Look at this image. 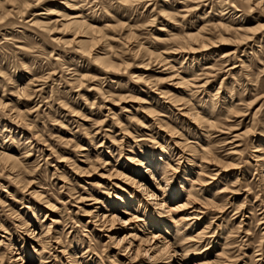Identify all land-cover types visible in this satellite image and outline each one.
Instances as JSON below:
<instances>
[{"label": "rangeland", "instance_id": "374dc122", "mask_svg": "<svg viewBox=\"0 0 264 264\" xmlns=\"http://www.w3.org/2000/svg\"><path fill=\"white\" fill-rule=\"evenodd\" d=\"M189 1L79 0L77 7L99 29L110 26L102 31L106 35L103 45L108 44L111 47V60L121 66L118 72L104 73V76L95 72L98 66L91 58L77 54V47L69 42L73 39V34L63 31V21L59 17V13L63 15L66 12L60 4L63 0L34 5L28 9L23 19L0 18V102L8 106L6 109L0 107V142L20 162L14 172L10 168L3 170L0 167V240L6 236L5 230L10 234L16 232L14 236L22 240L28 239V229L37 226V233L41 228V231L50 228L51 237L55 239L51 244L52 250L49 249L48 252L54 254L58 264H66V257L73 252L86 258L90 264H98L96 254L103 259L111 256L110 244L106 238L100 237L109 225L106 227L103 221L92 220L88 213L98 210L100 206L97 201L105 202L106 208L113 211L118 196L128 199L124 193L133 192L132 189L111 177L110 173L112 170H119L128 175L132 171L134 160L139 157L138 151L145 154L158 149L156 142H162V137L166 136L152 126L151 119L138 112V108L141 105L143 108L152 106L157 115L169 122L183 137L189 138L191 143L198 142L201 134H193V131L196 132L188 124V120L181 118L174 108H163L166 104L159 98L162 91L173 93L177 80L172 78V73L180 65L173 71L167 70L152 59L151 65L145 67L143 61L147 63V57L134 55L135 46L140 43L150 51L162 54V58H169L168 61H185L183 66L191 64L195 57V67H199L197 65L201 63L203 69L213 63L210 59L214 54L210 53L215 52L214 58L219 66L216 73L211 75L208 86L203 88L205 92L201 91L198 99L208 102L210 97L214 99L216 93H219V99L226 96L231 100L234 97L235 105L241 112L239 116L228 119L231 122L220 118L223 124L212 132L211 141L218 162L213 164L211 170L221 169L216 179L224 174L231 179L233 172L238 173L239 179H242V174L247 173L248 181L234 201L228 195L230 204L223 203V206H227L225 212L203 210V219L208 221V217L212 218L216 224L209 231L207 249L213 250L214 246L221 244L220 233L232 231L235 244L231 252L233 258L228 264H258L263 259L258 255L264 256V186L259 183L260 175L255 170L257 160L254 157L259 153H254V146L264 144V61L257 60L254 56L246 60L248 58L244 51H250V48H246L240 51L238 64L233 65L234 62H230L222 65L223 60L220 61L217 54L232 46H222L207 52H192L186 56L185 53L173 54L177 48L172 39L175 35L196 33L206 23L202 24L203 19L212 24L219 21L218 0H199L194 3ZM242 3L241 0L237 1L236 6L240 10L242 7L247 8ZM166 12L173 13L175 17L167 18ZM233 12L227 10L222 22H228L234 29L251 27L258 21L256 12L252 14L247 11L246 18L250 17L248 22H241L236 17L235 20L232 19ZM1 14L0 10V16ZM253 15L256 16L254 19ZM36 18L40 22L51 23L50 26L54 24L57 29L53 27V31L42 32L30 27L29 21ZM130 33L135 39H128ZM261 49L258 48V52ZM206 53L207 59L203 60ZM243 61L246 62L244 68ZM260 62L261 65L258 64ZM234 66L238 67L231 74L229 70ZM203 74L202 71L197 73L199 86L207 81ZM80 76H88L82 86L75 81ZM29 82L32 84L30 97L21 96L18 88H23ZM12 107L13 112L23 111L24 120H20L22 122L17 123L9 118ZM255 113L258 116V125L253 129ZM124 129L128 131L125 132ZM152 137L154 140L151 141ZM132 139L137 143L146 140L137 146ZM119 140L123 143L122 150L119 149ZM101 145L103 148L97 150ZM236 147H241L238 148L241 149V154L233 155ZM85 156L90 157V160L87 161ZM178 158L175 155L171 158L173 166L179 162ZM127 159L133 161L128 162ZM106 163L109 164L105 166ZM182 165H186L184 160ZM83 170L85 173L81 174ZM34 191L40 192L42 197L47 196L43 198L44 202L34 198ZM45 202L49 203L50 209ZM251 204L258 207L251 211ZM241 221L244 223L242 231L239 232L237 227ZM89 222L92 224H88ZM3 252H6L4 247L1 250ZM6 253L5 264H12V254ZM207 258L206 255L200 256L202 263ZM195 260L197 261L196 256Z\"/></svg>", "mask_w": 264, "mask_h": 264}, {"label": "bare ground", "instance_id": "6f19581e", "mask_svg": "<svg viewBox=\"0 0 264 264\" xmlns=\"http://www.w3.org/2000/svg\"><path fill=\"white\" fill-rule=\"evenodd\" d=\"M56 1L60 2L61 0H32V2L29 0H0V10L2 11V16H0V18L2 17L5 20L9 18L23 19L28 13V9L32 6H39ZM63 1L64 2H61L60 4H62L64 7L62 8L65 9L67 13L65 12L63 15L62 13H59V17H61L63 21V24L61 25L63 31L73 34V39L69 42L77 47V54L91 58V60L98 66V69L95 71L98 75L118 72L119 66L121 65H117L111 60L109 55L111 47L108 44L103 45L106 40V35L103 34L102 31L107 28L109 29L110 26H105L104 28L99 29L93 23L94 21L77 7L79 0ZM190 1L193 3L199 2V0ZM237 1L238 0H218L217 3L220 5V14L217 13L219 14V21L212 24L207 19H203L202 24L206 23L203 24L196 33H186L183 36L175 35L172 39L177 48L173 54L176 53L178 55H183L185 53L186 56V54L192 52H207L210 49L212 50L222 46H232L230 49L220 52L219 55L217 54L220 61L223 60L222 65L230 62H234V64L232 63L233 65L238 64L239 61L237 60L239 53L242 49L246 48H250V51L248 50L249 52H247V50L244 51L246 54L245 57L248 58L246 60H249L254 56L255 59L263 62L264 0H241L243 2L242 4H245L247 7L246 9L242 7L241 10L239 9V6H236ZM229 9L230 11H234L231 16L232 19L236 17L235 19H239L241 22H248L250 17L246 18V15L247 11H249L252 14L255 12L258 13L256 15L258 21H254L256 22V24H254L255 26L234 29L227 21V23L222 22L226 16L225 12ZM238 13H241L239 17L237 16ZM165 15L167 18L175 17V15L173 16V13L170 12H166ZM256 16L253 15V19ZM209 23H211V25H209ZM50 24L51 23L40 22L37 18L34 21H29L30 27L37 28L42 32H50L56 28V26L54 27V24H52L53 26H50ZM133 38V34L130 33L128 39L132 40ZM258 48L262 49L258 52ZM135 49L134 55L143 58L147 57L146 60H148V62L145 63V61H143V64H145V67L147 68L151 65L152 59H155L158 64L163 65L167 70L173 71L176 69V66L180 65V68L176 69L175 73L174 71L172 73V78L177 80L173 86V93H170V91H162L159 94V98L163 100L164 104H166L163 105V108L167 110L174 108V110L178 111L181 118L187 119L188 124L194 127L196 133L193 131V134L201 135H199L200 139L198 142L191 143L189 138L183 137V134H180L176 128L170 126L169 122L160 118V116H158L159 114L157 115V111H155L152 106L143 108L141 105V108H138V112L140 111L145 114V116H148V118L151 119V123L154 124H152V126H155L166 136L162 137V142H156L158 149L145 152V154L138 151V155H136L139 157L136 161L133 158L134 167L132 166V171L128 174L130 176L123 173V171H110L111 177L114 179L117 178V180L126 185V187L128 186L132 189L133 192L127 191V193L130 194L129 196L127 193H124L128 198L126 200L118 196V201L114 205L115 210L113 211L111 209V211H109L108 208H106L105 202L96 200L100 207L98 210H94L95 212L88 213V216H92V220L96 219L98 222L103 221L104 224H106V227L109 225L107 230L105 229V233L100 237L106 238L108 244H110L112 250L111 256L103 259L96 254L95 256L97 259H95L99 261L98 264H228L233 258L231 252L232 246L235 244L234 238H232V231L229 233H220L219 237H222L221 244L219 243L218 247L214 246L213 250L207 249L210 240L208 237L210 234L209 231L216 224L212 218L208 217V221L207 219L204 220L202 215H205V211L203 212V210L208 209H210V211L215 209V211L217 210L220 213L223 211L225 212L227 206H223V203L226 202V204H230L228 202L230 200L228 195H231V197H233L231 199L234 201V198L237 195H240L241 191L246 187L245 185L248 181L246 176L247 173H243L244 175L242 174V179H239V175H237L238 173L236 174L234 172L231 179H228L229 175L227 174H224V176L221 175L216 179L219 176L221 169L211 170L213 164L218 162L212 146V132L215 129H219V125L223 124L222 121H220V118L221 120L223 118L224 120H230V118L233 116L235 117L241 111H238L234 97L230 100L225 96L222 100L218 97L219 93H216L214 99H211L210 97V101L208 102L198 99V95H200L201 91H203V93L205 92L203 88L208 86L211 75L216 73V68L219 66L217 59L214 58L216 57L215 52H209L210 55L214 54L212 55V59H210L213 63L210 62L211 65L208 67L204 66L205 69H203L201 63L200 65H197L199 67H195V61H197L195 57H193L191 64L183 66L185 61H168L169 58H162V54L154 53L140 43L135 46ZM203 54L205 53H202V55ZM204 56L203 60L204 58L207 59V53ZM184 60H186V58ZM245 64L246 62L243 61L242 67ZM258 64L261 65L262 63L260 62ZM262 65L264 67V64ZM237 67L234 66L229 70L231 74ZM221 68L219 69L221 70ZM198 71L204 72L203 75L206 76L205 78L207 81L203 86H199ZM86 78H88V76H80V78L75 79V81L82 86L84 83L83 81ZM137 79L139 78L137 77ZM141 81L143 80L141 79ZM157 84L159 83L157 82ZM31 85V82H29L24 85L23 88H18V93L21 96L30 97ZM222 86L223 83L219 90H221ZM6 106L7 105L0 102L1 108L6 109ZM12 109L13 107L11 108V111ZM6 111H8V109ZM11 111L9 112L11 113ZM22 112L12 111L9 118L17 123L18 121L22 122L20 121L24 114ZM256 115L257 114L255 113L253 116V129L258 125L256 123V120L258 119L256 117L258 116ZM22 120H24V118ZM229 120L228 122H231ZM260 122L262 123V121ZM238 124L240 125V122ZM5 128L6 126L4 125V129ZM262 128L264 129V126ZM124 131L127 132L128 130L124 129ZM2 132H4V130ZM262 133L264 134V132ZM242 135L243 134H241V136ZM237 137L238 135L236 138ZM134 139L136 138L134 137ZM134 139L132 140L137 146H139L140 142L146 140L143 139L137 143ZM152 140H154L153 137L151 141ZM119 143H121L119 149L122 150L123 143L121 140H119ZM76 148L80 149V146L76 145ZM101 148H103L102 145L97 148V150H100ZM238 148L241 147H236L233 155L241 154L242 151ZM255 148L257 150H255ZM254 153H259V155L254 157L257 160L255 161V170L256 172L258 171V174L260 175L259 183L264 186V144L257 145L256 147L254 146ZM174 155L175 157H179V162L175 163L173 166L171 158L174 157ZM185 155L188 156L186 157ZM85 158L87 161L90 160V157L88 156H85ZM129 160L132 159H127L128 162ZM183 160L186 165H182ZM19 164L20 162L18 163V160L14 159V155L12 156L9 154L6 147L0 142V167H2L3 170L10 168L14 172L18 169ZM108 164L109 163H106L105 166ZM236 165L240 166L239 164ZM226 167H229V165ZM78 171L80 172V170ZM214 171L217 173H214ZM84 173V170L81 171V174ZM16 178L14 180H16ZM111 185L114 184L112 183ZM116 186L117 185L115 184L114 187L117 188ZM137 193L138 195H136ZM32 194L34 198L41 201L44 200L43 198L47 197H42V194L38 191H34ZM175 200L178 202L174 203ZM45 204H47L46 207H50L48 202H45ZM249 207H251V211H254L258 206L251 204ZM242 217L245 218V216ZM243 223L244 221H241L239 227H237L239 232L242 231ZM88 224H92V222H89ZM94 224L96 223H93V225ZM38 226H40V224ZM36 227L31 230L28 229L26 232L28 239L22 240L20 237L14 236L16 232L10 234L9 231L5 230L4 233L6 236L1 237L4 239L0 240V264H5L6 252L12 254V264H58L56 259H54V254H51V251L48 252L52 247L51 244L53 239H55L54 237H51L50 228L47 231H41V228L40 232L37 231L36 233V230L39 228ZM216 234L218 235V230ZM56 240L58 239L56 238ZM56 244L60 245L58 242H56ZM3 247L6 252L1 253ZM53 251H55V249H53ZM64 253L65 252H63V254ZM60 254L63 255L62 253ZM78 255V253L73 252L71 256L66 257L67 262L65 263H91L87 261L86 258L79 257ZM202 255L208 257L206 262H201L202 259H200V256ZM195 256L197 261H194ZM258 256L263 258L258 264H264V256Z\"/></svg>", "mask_w": 264, "mask_h": 264}]
</instances>
